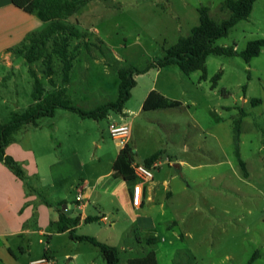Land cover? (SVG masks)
<instances>
[{
  "label": "rangeland",
  "instance_id": "1",
  "mask_svg": "<svg viewBox=\"0 0 264 264\" xmlns=\"http://www.w3.org/2000/svg\"><path fill=\"white\" fill-rule=\"evenodd\" d=\"M223 2L94 0L87 3L65 21L79 33L68 40L67 55L71 62L68 81L64 80L66 61L51 43L50 60L43 57L28 62L17 55L12 57L13 62L11 58L3 60L5 64L8 61L19 66L0 65L3 74L0 124L6 123L12 112H22L34 104L36 80L41 98L65 89L63 97L85 110L115 100L117 70L121 65L145 68L199 24L200 6H208L216 20L227 17L229 12L220 8ZM263 37L264 0H257L250 16L239 21L227 36L218 38L216 44L232 46L240 52L250 40ZM206 71V79H201L200 70L187 75L172 64L160 71L139 74L134 93L126 102L133 111L129 115L132 132L128 144L134 150V161L144 163L146 157L161 150L162 154L153 163H160L161 174L175 175L173 183L180 191L172 201L165 200V206L158 200L147 202L141 210L134 209L128 203L126 189L117 194L112 192L121 184L126 187L122 178L114 175L97 185L98 175L108 171L116 159L117 144L110 135L109 125L113 120L109 116L83 118L68 109L57 108L53 116L40 117L38 125L27 124L12 135L11 141L33 149L42 169L55 158L65 159L73 152L78 153L84 166L70 180L58 183L56 194L66 195L72 202L81 192L83 182L93 189L85 213L97 214L99 200L106 218L83 221L75 233L92 235L116 246L120 264H131L133 258L151 249L156 251L158 264H264V48L249 62L239 54H210ZM218 72L221 76L215 85L214 76ZM154 82L170 89L180 105L172 109H143L138 113L142 93ZM242 112L239 149L249 175L243 171L235 153L234 120ZM160 166L154 174H159ZM28 180L38 191L52 189L49 176L45 175L42 183L31 175ZM113 180L117 185H112ZM183 186L188 189L183 190ZM120 197L121 204L117 201ZM50 217L46 221L47 215L44 216L43 221L40 215H32L21 235L4 236L13 257L3 246L0 264H30L45 252L53 264H106L95 244L74 239L69 232H58L53 220L57 217L55 209H51ZM40 227L45 234H39ZM149 235L157 238L152 244L146 242ZM1 241L0 238V246Z\"/></svg>",
  "mask_w": 264,
  "mask_h": 264
},
{
  "label": "trees",
  "instance_id": "2",
  "mask_svg": "<svg viewBox=\"0 0 264 264\" xmlns=\"http://www.w3.org/2000/svg\"><path fill=\"white\" fill-rule=\"evenodd\" d=\"M13 3L24 9L26 12L35 14L45 26L37 32H31L26 35L21 46L14 49L17 56H23L28 62L35 59L45 58L51 59L48 52V46L51 43L63 59L64 64V80L68 81V70L71 68V62L68 61L67 45L71 36L79 35L77 28L67 24L65 21L76 13H78L87 3L94 0H12ZM256 0H224L220 6L221 10H227L229 15L223 19L216 20L210 14L208 6H200L199 24L194 26L187 36H181L178 41L168 47L162 57L153 60L145 68H138L131 64L121 65L118 70V96L115 100H110L104 104L98 105L97 108L85 110L79 106L72 105L68 99L64 98L65 89L50 93L41 98L38 91L40 86L37 81V89H34V104L30 105L22 112L14 111L10 119L0 124V161L9 167L13 173L20 179L28 183V188L33 189L28 175L10 154L6 152V147L12 140L13 133L20 130L27 124L38 125L37 120L43 116H53L57 108H65L79 114L83 118L100 119L106 117L110 112H121L126 102L131 97V90L136 85L135 75L147 72L153 67L162 68L175 64L185 74L200 70L202 72L201 79H206V61L210 54L214 55H240L249 62L253 57L258 56L264 48V37L250 40L245 49L238 52L235 47L221 46L216 44V40L220 37L227 36L229 31L241 20L247 19ZM47 77L50 72L46 73ZM221 73L218 72L214 76V84L220 78ZM180 102L171 100L156 90H151L143 102L144 110L164 109L179 106ZM243 112L234 120V140L235 153L238 162L245 174H247V166L242 159L239 149V140L241 135V123ZM162 154L158 150L144 159L146 166H151L153 162ZM134 150L128 143L119 151L116 160V169L114 174L121 176L127 182L132 183L137 180L133 170ZM58 229L59 231H68L72 238L78 240H88L95 244L102 251L106 264H120L119 249L116 246L99 241L91 235H77L75 227L79 223L78 217H70L67 213L58 208ZM99 217H86L85 221H92ZM155 237L147 238L146 242L154 243ZM257 252L254 253V256ZM44 256L50 257L44 253ZM131 264H158L156 251L149 250L144 255L135 257L131 260Z\"/></svg>",
  "mask_w": 264,
  "mask_h": 264
},
{
  "label": "crops",
  "instance_id": "3",
  "mask_svg": "<svg viewBox=\"0 0 264 264\" xmlns=\"http://www.w3.org/2000/svg\"><path fill=\"white\" fill-rule=\"evenodd\" d=\"M44 26L45 23L41 21L35 14L26 12L24 9L16 6L12 0H0V65H2V67L4 65L11 68L18 67L19 64L11 63L13 62L12 57H14L15 55L14 49L21 46V43L23 42L27 34L31 32L40 31ZM10 58H11V62L7 61L6 64L3 62L4 59L9 60ZM162 68L153 67L149 69L147 73L154 69L160 71ZM138 75L139 74L135 75V79ZM2 80H3V74H0V81ZM137 82L138 80L136 79V85ZM135 86L131 90V95H133L134 93ZM151 90H156L157 92H159L160 94L171 100L179 101L178 97H176V95L171 93L170 89L167 90L159 86L158 83L156 84L154 82L151 85L147 86L145 91L142 93L140 99V105H142V107L141 109L139 108L137 110L138 113H140L143 110V102ZM172 108L174 107L164 108V109H172ZM132 112L133 111L130 109V106H126L125 104L121 112H115V114L109 113L107 116H109V118H111V120L113 121L114 120L120 121L124 117H128L130 119L129 115H131ZM117 113L118 115H116ZM114 115H116L117 117L112 118ZM130 122H131V132H132V118L130 119ZM115 141L117 144L116 159H113L108 171H105L98 175L96 182L97 185L104 178H110L112 175L116 176L114 174L116 169V160H117V155L120 149L122 148V145H120L117 140ZM97 146L101 147V144L97 143ZM6 152L20 163V165L22 166V168L24 169V171L28 176L31 175L37 177L41 183L45 179V175L49 176L50 178L49 187L52 189H46L47 190L46 192L45 189L42 191H38L36 187L32 185L33 189L32 190L29 189L27 192V190H25L24 180L18 178L9 167H7L2 161H0V238L2 239L1 242L3 244L2 246H0V250H2L3 246H5L8 255L12 256L13 253L8 249V245H9L8 239H5L4 236H7L9 238L10 236L21 235L22 232H24V226L26 221L32 215L35 214H38V216L40 215V220H43L44 216L47 215L46 221L47 220L50 221L51 209H55L57 211V217L53 219L55 220L54 222L57 223V229H58V218H59L58 208L64 211L65 213H67L68 216L72 218L78 217L79 218L78 225H80L83 221L87 222L85 221L86 217H93V218L99 217V219H95L92 221H104V219L106 218V214L104 212V207H102V205L99 204V200H97V204L99 205V207L97 206V214L85 213L88 210L87 203L90 202V198L93 192V189L91 188L89 189L88 186L86 187L85 184L86 182H83V186L80 188L81 192L79 193L80 195L83 196V200H85L84 203L76 201V196H78L79 194L75 196V199L72 202H69L67 200L66 195L59 196L58 194H56V192L59 190L57 184L66 181V179L70 180L71 178H73L74 175L78 174L79 169H81L82 166H84V164L80 163L81 159L77 152H73L65 159L55 158L47 166H43V169L41 168L40 160L37 159L32 148H26V147L24 148L21 147L20 144H17L16 141H11L6 147ZM165 163L169 164L168 162H164V164ZM160 169L161 166L157 170L159 171ZM158 173H159L158 175L154 174L152 180L143 183L142 204L139 207L134 206L132 202V186L137 180L135 182L129 183L121 176H116L117 178H122V181L126 183V187H124L123 184H121L120 188L114 187L112 192L114 194H117L118 191L120 192L121 189L122 190L126 189L128 203L136 210L143 209L142 207L147 202H157L158 200H162L163 202L161 203V206H165L166 201H172V199H174L176 193H178L180 189H176L178 187L173 183L175 175H171L170 172L168 175H163L161 174V170ZM247 175H249L248 170H247ZM112 183H113L112 185L114 184L117 185L116 184L117 182L115 180H113ZM76 185H79V183ZM68 187L71 188L72 185L71 186L69 185ZM68 187H67V191H69ZM182 188L183 190L188 189L184 186ZM86 190L88 193L85 194ZM121 198L122 197H120V200H117L118 203L120 204H121ZM92 221H88L87 223H90ZM147 224L149 225L150 228L149 222ZM76 227H75V231H76ZM40 228L41 229H39V234H45L42 227ZM153 229L154 228L149 229V232ZM58 232H60L59 229ZM61 232L66 233L68 231L66 230ZM154 232L157 233L158 231H154ZM149 237H155V236L149 235L146 237V240ZM39 240L41 241V239ZM35 259L37 258H33L32 260Z\"/></svg>",
  "mask_w": 264,
  "mask_h": 264
},
{
  "label": "built area",
  "instance_id": "4",
  "mask_svg": "<svg viewBox=\"0 0 264 264\" xmlns=\"http://www.w3.org/2000/svg\"><path fill=\"white\" fill-rule=\"evenodd\" d=\"M110 135L117 140L122 147L128 143L131 134V122L128 117L122 118L120 121H112L109 125ZM160 166V163H153L150 167L143 163H133L132 167L137 181L132 186V202L133 205L139 207L142 204L143 183L153 179L154 170ZM76 201L83 202V196H76ZM81 203V204H83ZM30 264H53L51 258L43 256L32 260Z\"/></svg>",
  "mask_w": 264,
  "mask_h": 264
}]
</instances>
